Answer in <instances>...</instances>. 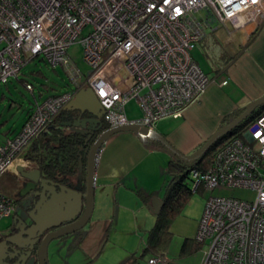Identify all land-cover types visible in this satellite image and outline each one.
Instances as JSON below:
<instances>
[{"label": "built area", "instance_id": "2783aa9c", "mask_svg": "<svg viewBox=\"0 0 264 264\" xmlns=\"http://www.w3.org/2000/svg\"><path fill=\"white\" fill-rule=\"evenodd\" d=\"M263 20L264 0H0V86L18 79L37 57L62 66L73 81L64 92L39 91L21 127L0 145V177L28 167L19 157L83 88L96 93L107 128L139 124L154 130L161 119L181 117L215 81L192 55L208 31ZM77 42L90 68L83 81L69 56ZM112 61L120 62L125 78L115 75ZM26 88L35 92L29 82ZM132 100L141 119L127 116ZM189 175L194 190L255 193L252 199L209 196L195 235L207 247L202 264H264V111L215 151L207 171ZM16 211V198L0 192V220ZM163 262L160 256L149 260Z\"/></svg>", "mask_w": 264, "mask_h": 264}, {"label": "crops", "instance_id": "0c3cea01", "mask_svg": "<svg viewBox=\"0 0 264 264\" xmlns=\"http://www.w3.org/2000/svg\"><path fill=\"white\" fill-rule=\"evenodd\" d=\"M258 27L256 38L248 44ZM198 45L207 48L217 61L213 62L216 75L211 76L215 81L197 102L184 111L182 122L174 130L168 133L157 130V123L163 119L154 126V131L187 155L196 152L247 104L264 95V20L238 29L216 24ZM234 56L235 59L231 60ZM114 69L119 74L124 71L120 62L114 65ZM121 75L126 77V74ZM224 80L227 83L223 85ZM133 101L127 106H131ZM139 112L140 116L137 115ZM126 113L130 120L142 118L138 104L132 106L131 111L126 109ZM159 144L156 141L145 143L131 131L116 133L105 142L96 162L91 219L78 234L67 237L74 235L73 241L68 242L63 251L51 252L52 264H96L99 259L101 264H122L133 255L139 257L137 251L111 249L107 243L114 234L129 232L138 235L141 230L149 231L154 226L150 228L153 216L148 212L149 205L155 196L164 199L163 191L170 178L168 167L172 159V154ZM21 160L26 161L20 156L17 162L21 163ZM15 169L13 167L8 172L17 173ZM201 246L186 254H182L180 248L177 258L170 255L168 249L162 257L163 264H182L189 255L197 259L196 264H202L204 254ZM144 248L145 244L142 253ZM150 255V258L157 256ZM137 264L142 262L138 259Z\"/></svg>", "mask_w": 264, "mask_h": 264}, {"label": "water", "instance_id": "95a60500", "mask_svg": "<svg viewBox=\"0 0 264 264\" xmlns=\"http://www.w3.org/2000/svg\"><path fill=\"white\" fill-rule=\"evenodd\" d=\"M262 104H264V95L247 104L240 115L217 130L195 153L187 155L171 145L160 133L149 130V128L139 124H129L102 130V118L105 111L99 98L92 88L87 87L81 89L65 109L79 112L80 116L87 114L90 117H79L74 121H67L63 124L72 126L77 131L89 135L88 139L92 137L90 131H98L101 128V133L89 148L86 158L85 174L83 173L84 168L81 164L77 183L73 186H67L42 177L39 169L26 170L21 165L17 167V172L29 181L28 185L31 189H34L37 184H40L39 187L41 190L35 193L36 196H39V200L32 210L33 215H30L33 220V225L27 230H24L26 224L23 223L24 221L21 218L17 217L18 224L19 226L21 225L20 231L0 243V264L6 257L17 258V261L5 264H49V244L53 240L69 236L82 230L88 224L94 208V181L98 153L112 135L126 131H131L136 134L141 133L139 134V138L143 142H159L176 158L190 164L199 160L217 140L236 128ZM163 206L164 200L155 196L149 208L153 213L158 214ZM69 221L74 222L63 226V224ZM51 229L55 230L44 237L36 252L33 253L34 244L38 240L36 236L40 237L45 231ZM21 241L24 242L22 243ZM6 242H10L16 248L12 254L5 255L4 251L6 249L3 246L6 245ZM27 247L30 250L28 252H22Z\"/></svg>", "mask_w": 264, "mask_h": 264}, {"label": "rangeland", "instance_id": "374dc122", "mask_svg": "<svg viewBox=\"0 0 264 264\" xmlns=\"http://www.w3.org/2000/svg\"><path fill=\"white\" fill-rule=\"evenodd\" d=\"M200 15L201 13H198V16ZM83 53V46L80 42L73 44L69 49V56L76 63L77 69L80 71L79 77L81 76L82 81L86 79L90 71L88 64L83 59ZM107 54L108 52L104 54V58ZM192 55L199 63L200 67L210 77L216 75L217 71H214L213 62L217 61L214 59L213 55L209 53L207 48L204 49L202 46L197 45L192 50ZM115 75L118 76L119 73L115 71ZM18 79H24L25 83L29 82L33 84L35 92L28 90L26 88V84L20 82ZM18 79H12L7 85L0 86V145L8 135H11L13 131H16L21 127L28 111L31 109L35 101V97H39L40 90L43 89V95L46 96L55 92H64L70 89L73 83L72 76L70 73H68V71L66 72L62 66L56 68L49 66L42 59V57H37L33 60H30L24 66ZM132 106H137L135 101L132 102L131 106L128 105L126 109L131 111ZM137 115L140 116V112L137 113ZM182 120V116L179 118L167 117L159 121L155 128L162 133H168L169 131L174 130L182 122ZM30 167H32L31 164H28V169ZM12 174L13 173L10 174V172H7L0 177V192L16 197L17 190L15 188L16 186L12 182ZM185 183H189V187L194 193L191 195L189 202L176 214L170 225L172 240L169 245L168 253L170 252V255H173L174 258H177L176 254L179 253L184 239L186 237H193V235H196L200 219L205 209V204L210 195L214 194L233 196L242 199H252L255 195L253 191L245 189H224L212 192L207 191L204 187H200L198 190H194V183L191 180V177L186 178ZM165 196L166 188L163 191V198H165ZM148 212H150L151 217L153 216V222L150 224L151 228L156 223L157 217L156 214H153L150 211V209ZM17 214L19 217L25 216L22 207L17 208ZM11 223L12 218H3L0 220V231L6 230ZM80 231L76 233L78 234ZM147 231L148 229L146 231L141 230L138 235L129 232L114 234L110 237L107 247H110L111 249L123 248L137 251V255H139V261L142 262V264H148V260L151 255L147 253L144 256H141L142 246L145 244V240L147 238ZM73 239L74 235L67 239L64 238L53 240L49 244V264H52L50 260L52 256L51 252L56 251L57 253H60L66 248L68 242H72ZM200 250H202V253L204 254V251L207 250L206 245H202ZM175 262L178 263L177 260ZM196 263L197 259L195 260L194 257L190 255L187 256L185 260H182V264ZM96 264H101V259H99Z\"/></svg>", "mask_w": 264, "mask_h": 264}, {"label": "trees", "instance_id": "16d2710c", "mask_svg": "<svg viewBox=\"0 0 264 264\" xmlns=\"http://www.w3.org/2000/svg\"><path fill=\"white\" fill-rule=\"evenodd\" d=\"M259 29L260 27H258L251 35L248 44L256 38ZM233 59H235V56L231 58V60ZM18 80L25 83L24 79ZM243 111L244 108L236 113L234 118L240 115ZM263 111L264 104L257 107L227 135L217 140L210 149L194 163H185L172 155L168 167L170 178L165 187L166 196L163 199L164 206L161 211L156 214V223L147 232L145 248L141 256H144L147 253L160 257L165 256V252L169 249L172 240L170 225L176 214L189 202L191 195L194 193L189 187V183H185V179L190 177V171L192 169L207 171L211 165L215 151L231 137L239 134L242 130L248 127ZM79 116L78 112L69 111L65 108L61 110L45 131H43L32 142L27 151L23 154L24 159L31 164V168L39 169L46 178L67 186H73L77 183L81 164L83 165V173L85 174L86 158L89 148L101 133L100 128L96 133L92 134L90 139H88L89 135L77 131L72 126H66L63 124L67 121H74L79 118ZM102 122V130H104L108 126L103 119ZM159 145L164 148L163 145ZM147 199L148 198L145 200ZM67 237L68 236H65L60 239ZM200 245L201 244L196 241L195 237L186 238L182 245L181 253H192ZM138 259L139 257L133 255L122 264H137Z\"/></svg>", "mask_w": 264, "mask_h": 264}, {"label": "flooded vegetation", "instance_id": "af4514ba", "mask_svg": "<svg viewBox=\"0 0 264 264\" xmlns=\"http://www.w3.org/2000/svg\"><path fill=\"white\" fill-rule=\"evenodd\" d=\"M78 114L80 115V113L78 112ZM81 118H88L90 117L87 114H83L82 116H79ZM78 119V118H77ZM97 131H90V133L94 134ZM36 168H29L26 170H33ZM42 177L46 178L45 176ZM48 179V178H47ZM12 182L13 184L16 186V190H17V196H16V200H17V208L18 207H22L24 210V217H19L16 213L11 217L12 218V223L9 225V227L6 230H1L0 231V243L4 242L7 238L12 237L13 235L17 234L20 229H21V225L19 226L18 224V220L17 217L21 218L26 224V227L24 228V230H27L31 225H33V220L31 219L30 215H33L32 210L36 204V202L39 200V196H36L35 193H37L38 191L41 190V188L39 187L40 184H37L35 186L34 189H31L30 186L28 185L29 181L25 178H23L19 173H13L12 174ZM30 188V189H29ZM75 221V220H74ZM74 221H69L66 222L65 224H63V226H67L69 224H71ZM55 229H51V230H47L45 231L40 237L36 236L38 238L37 243L34 244V248L32 250L33 253L36 252V249L39 247L41 241L44 239V237L50 233L51 231H54ZM22 243L24 241H21ZM4 249H6L5 255L6 254H12L13 251L16 249L14 245H12L10 242H6V245L3 246ZM30 249L29 247H27L26 249H24L22 252H28ZM17 258H10V257H6L5 259L2 260L1 264H5V263H13Z\"/></svg>", "mask_w": 264, "mask_h": 264}, {"label": "bare ground", "instance_id": "6f19581e", "mask_svg": "<svg viewBox=\"0 0 264 264\" xmlns=\"http://www.w3.org/2000/svg\"><path fill=\"white\" fill-rule=\"evenodd\" d=\"M115 62H117V61H112L113 64H114ZM121 74H123V75L125 76L124 71H121L120 75H121ZM121 76H122V75H121Z\"/></svg>", "mask_w": 264, "mask_h": 264}]
</instances>
